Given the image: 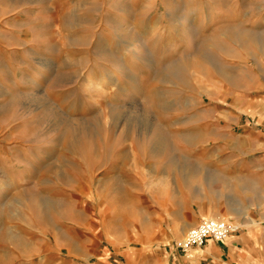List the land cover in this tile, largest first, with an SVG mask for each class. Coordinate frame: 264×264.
I'll list each match as a JSON object with an SVG mask.
<instances>
[{"label": "rangeland", "instance_id": "obj_1", "mask_svg": "<svg viewBox=\"0 0 264 264\" xmlns=\"http://www.w3.org/2000/svg\"><path fill=\"white\" fill-rule=\"evenodd\" d=\"M243 160L261 181L264 0H0V264L240 227L214 211L262 217V183L220 185Z\"/></svg>", "mask_w": 264, "mask_h": 264}, {"label": "crops", "instance_id": "obj_2", "mask_svg": "<svg viewBox=\"0 0 264 264\" xmlns=\"http://www.w3.org/2000/svg\"><path fill=\"white\" fill-rule=\"evenodd\" d=\"M227 164V166L219 168L221 178L227 180V182L220 183V185L222 184L221 187L237 183H247L249 186H253L254 183H262L261 197L264 199V176H262L261 181L254 179L252 161H230ZM181 165L182 168L184 166L187 169L190 168L192 172L195 170L189 165ZM223 189H220V193L224 192ZM216 200L222 199L217 198V196L206 198L205 195L204 202L211 203V201ZM221 202H225V200ZM245 209L235 205L221 204L214 211L217 214H229L240 222L239 229L229 234L227 239L223 241L208 239L203 246L192 248L187 252L176 249L172 242L145 252L140 250L137 253L122 254V257L107 256L101 258L99 264H264V200L261 218L253 221L248 216L252 211L249 208ZM203 211L204 213H211L205 209ZM203 217L206 216H200L197 223Z\"/></svg>", "mask_w": 264, "mask_h": 264}, {"label": "built area", "instance_id": "obj_3", "mask_svg": "<svg viewBox=\"0 0 264 264\" xmlns=\"http://www.w3.org/2000/svg\"><path fill=\"white\" fill-rule=\"evenodd\" d=\"M238 229V225L223 217H205L191 227L174 246L178 250L187 252L192 248L203 246L208 239L223 241Z\"/></svg>", "mask_w": 264, "mask_h": 264}]
</instances>
